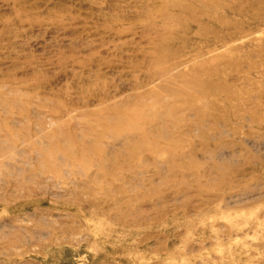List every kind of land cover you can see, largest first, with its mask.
Instances as JSON below:
<instances>
[{"label":"rangeland","instance_id":"1","mask_svg":"<svg viewBox=\"0 0 264 264\" xmlns=\"http://www.w3.org/2000/svg\"><path fill=\"white\" fill-rule=\"evenodd\" d=\"M0 264H264V0H0Z\"/></svg>","mask_w":264,"mask_h":264}]
</instances>
